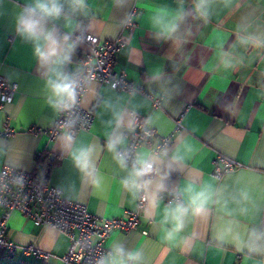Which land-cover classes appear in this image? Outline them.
Masks as SVG:
<instances>
[{
	"label": "crops",
	"instance_id": "0c3cea01",
	"mask_svg": "<svg viewBox=\"0 0 264 264\" xmlns=\"http://www.w3.org/2000/svg\"><path fill=\"white\" fill-rule=\"evenodd\" d=\"M29 2L4 0L0 7V75L17 84L12 100L0 105V131L6 125L13 129L10 135H0V169L8 166L38 172V158L47 157L48 181L65 198L86 205L100 218L122 216L135 209L138 193L133 196L121 185L126 173L105 147L107 134L115 127L109 122L113 109L121 111L124 124L120 131L127 138L132 115H143L157 134H172L162 149L167 156L157 166L156 179L166 186L161 193L178 194L188 181L212 183L228 199L246 190L251 197L248 213L226 217L213 207L206 219H189L180 236L169 243L163 239L160 224L168 203L153 185L147 190L137 228L112 230L105 241L107 252L119 242L140 251L143 264H264V242L253 244L249 239L251 228L264 229V0H230L227 5L215 0L207 21L189 16L174 40L157 39L149 20L156 7L175 8L177 0H86V11L72 17L73 32L84 29L107 41L124 38L115 54V69L159 96L161 104L154 108L141 93L89 80L80 105L95 107L90 129L74 137L60 133L54 139L45 132L28 130L33 125L45 129L57 116L47 103L45 69L32 45L15 30L16 14ZM183 2L185 9L192 8V0ZM128 17L132 25L124 27ZM64 24L61 20L58 27L66 32ZM256 38L259 42H252ZM83 48H75L66 66L69 73L81 70ZM177 119L182 126L175 129ZM82 147L94 150V167L87 173L72 158ZM151 147L139 149L152 151ZM178 148L184 158L172 163ZM186 148L191 150L185 152ZM219 154L240 166L217 179L212 170ZM96 176L99 184L94 183ZM154 196L159 198L157 203H153ZM3 212L0 207V221ZM229 220L235 221L230 233L224 230ZM5 236L16 244L32 243L51 253L45 263L29 255L22 264H63L67 237L52 227L34 225L17 210L8 213Z\"/></svg>",
	"mask_w": 264,
	"mask_h": 264
},
{
	"label": "clouds",
	"instance_id": "9594fccd",
	"mask_svg": "<svg viewBox=\"0 0 264 264\" xmlns=\"http://www.w3.org/2000/svg\"><path fill=\"white\" fill-rule=\"evenodd\" d=\"M4 0H0L2 7ZM215 0H192V8L185 9L183 0H177L175 8L161 5L154 9L149 23L157 39L174 40L180 30L181 24L189 16H194L202 21H207ZM227 5L230 0H223ZM86 0H30L20 7L15 16L16 33L33 47V54L46 72L47 103L55 112L70 110L76 100L79 87L75 74L66 71V66L72 60V54L77 47L73 38V19L75 15L86 11ZM64 20L63 32L58 27V22ZM247 43L249 41H242ZM252 42H259V38ZM111 108V105H108ZM115 127L107 134L106 149L112 154L116 165L126 175L120 180L121 185L133 196L141 191H146L155 185V192L165 190L162 180L156 179L158 164L167 151L155 153L147 149H139L130 153L126 148V136L120 129L124 124V114L113 109ZM186 148V151H190ZM93 149L82 147L73 154L75 166L84 173L89 172L93 165ZM184 156L178 148L171 157L172 163H179ZM100 178L94 177V183L99 184ZM154 196L153 203L158 202ZM250 193L241 190L238 197L231 199L223 196V189L212 183H196L188 181L178 190V198L173 199L163 208L160 224L163 230V239L174 242L184 231L189 219H206L215 207L226 217L247 216L250 202ZM235 226L234 220H229L225 225V232L230 233ZM249 239L253 244L264 242V229L255 227L249 230ZM97 264H143V255L138 250H130L122 243H114Z\"/></svg>",
	"mask_w": 264,
	"mask_h": 264
},
{
	"label": "built area",
	"instance_id": "2783aa9c",
	"mask_svg": "<svg viewBox=\"0 0 264 264\" xmlns=\"http://www.w3.org/2000/svg\"><path fill=\"white\" fill-rule=\"evenodd\" d=\"M128 17L124 27L131 26ZM80 50L79 63L81 70L75 75L79 87L74 106L65 112H57L56 119L47 128L30 126L33 133L45 132L51 139L58 134L65 133L74 137L81 130L90 129L95 115V107L83 108L80 100L89 80H98L113 89L126 92H138L146 96L154 108L160 107L161 98L148 92L141 84L126 77L125 72L115 69V54L125 39L117 37L114 40H100L84 29L73 32ZM17 84L0 75V105L12 100ZM176 120L175 129L181 127ZM13 133V129L6 125L1 136ZM125 148L135 153L142 146H152V152L158 153L165 148L172 139V134L159 135L148 125L145 116L132 115V131L127 134ZM239 163L223 155H218L214 161L212 175L220 179L224 174L236 169ZM160 199L169 203L178 198V194L164 195L159 193ZM147 201V190L138 193L136 207L124 215L111 218H100L92 214L86 205L69 200L62 195L57 187L52 186L47 174H36L14 167L0 169V207L4 212L0 221V261H13L22 264L24 258L32 255L45 263L51 253L39 249L34 244L19 245L5 236L6 219L9 211L17 210L31 222L40 227H52L64 234L68 239V246L62 257L63 264H97L101 256L107 253L105 241L110 232L115 229L123 231L135 230L140 222L141 210ZM19 254L20 257L16 258Z\"/></svg>",
	"mask_w": 264,
	"mask_h": 264
},
{
	"label": "trees",
	"instance_id": "16d2710c",
	"mask_svg": "<svg viewBox=\"0 0 264 264\" xmlns=\"http://www.w3.org/2000/svg\"><path fill=\"white\" fill-rule=\"evenodd\" d=\"M38 172H34L36 174H43L46 173L48 174V167H49V163L47 162V157L40 159V157L38 158ZM1 264H9L8 262H1Z\"/></svg>",
	"mask_w": 264,
	"mask_h": 264
}]
</instances>
